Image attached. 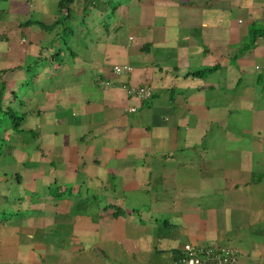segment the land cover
I'll return each instance as SVG.
<instances>
[{
  "label": "crops",
  "instance_id": "1",
  "mask_svg": "<svg viewBox=\"0 0 264 264\" xmlns=\"http://www.w3.org/2000/svg\"><path fill=\"white\" fill-rule=\"evenodd\" d=\"M62 1L0 0V264H264V0Z\"/></svg>",
  "mask_w": 264,
  "mask_h": 264
},
{
  "label": "built area",
  "instance_id": "2",
  "mask_svg": "<svg viewBox=\"0 0 264 264\" xmlns=\"http://www.w3.org/2000/svg\"><path fill=\"white\" fill-rule=\"evenodd\" d=\"M133 71L131 66L116 65L115 73H129ZM128 94L139 99L150 98L153 92L150 88L140 86L128 89ZM135 110V109H132ZM174 264H238V251L232 247L202 248L186 244L177 254Z\"/></svg>",
  "mask_w": 264,
  "mask_h": 264
},
{
  "label": "rangeland",
  "instance_id": "3",
  "mask_svg": "<svg viewBox=\"0 0 264 264\" xmlns=\"http://www.w3.org/2000/svg\"><path fill=\"white\" fill-rule=\"evenodd\" d=\"M254 29L256 30V31H258V30H260V31H264V26L263 25H258L257 27H254ZM18 95V97H17V100H18V102L20 103V99H21V96L19 95V94H17ZM0 102H1V99H0ZM18 103V104H19ZM17 104V105H18ZM2 109H0V150L3 152V153H7L8 154V152H9V150H8V148H7V145H8V141L6 142L7 143V145L5 146V145H3L4 144V137H5V130L6 129H8V130H12V129H14V131H15V129L17 128V127H15L14 125L16 124L15 123V121H14V117H12V116H9V113H8V111H10V112H12V113H17V112H15V110H16V107L15 106H13V108H11V107H6V106H8V104L5 106L4 105V101L2 100ZM9 108H11V110L9 109ZM7 115V116H5L4 117V115ZM20 115V114H19ZM12 134V133H11ZM15 134V133H14ZM19 139H21V138H19ZM25 141V139L23 138V139H21L20 140V144H23V142ZM3 148H5L4 150H3ZM2 153V154H3ZM11 160L13 159V157L12 158H10ZM7 199V198H6ZM10 203V202H9ZM2 210H3V212H1L0 211V216H3L4 215V213H5V211H4V209L5 210H9V209H11L12 207L11 206H6V207H3V206H1L0 207ZM9 218H12V216L11 217H9Z\"/></svg>",
  "mask_w": 264,
  "mask_h": 264
},
{
  "label": "trees",
  "instance_id": "4",
  "mask_svg": "<svg viewBox=\"0 0 264 264\" xmlns=\"http://www.w3.org/2000/svg\"><path fill=\"white\" fill-rule=\"evenodd\" d=\"M74 1H75V0H63V1L61 2L60 5H61L63 8L66 7V8L68 9V8H69V5L72 4ZM254 33H255V30H254V32L252 31V34H251V37H250L251 39H253V36H255ZM1 107H2V105H0V109H2ZM9 114H10V116H12V117H14V118L17 117V116H16L14 113H12V112H9ZM17 118H18V119H21L20 117H17ZM18 125H19V123H18V124L16 123L14 126H15V127H18Z\"/></svg>",
  "mask_w": 264,
  "mask_h": 264
}]
</instances>
